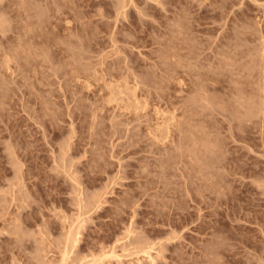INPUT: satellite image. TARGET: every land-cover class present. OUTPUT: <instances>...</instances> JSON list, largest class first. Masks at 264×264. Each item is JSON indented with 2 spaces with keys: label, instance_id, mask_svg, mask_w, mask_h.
<instances>
[{
  "label": "rangeland",
  "instance_id": "374dc122",
  "mask_svg": "<svg viewBox=\"0 0 264 264\" xmlns=\"http://www.w3.org/2000/svg\"><path fill=\"white\" fill-rule=\"evenodd\" d=\"M263 113L264 0H0V264H264Z\"/></svg>",
  "mask_w": 264,
  "mask_h": 264
},
{
  "label": "bare ground",
  "instance_id": "6f19581e",
  "mask_svg": "<svg viewBox=\"0 0 264 264\" xmlns=\"http://www.w3.org/2000/svg\"><path fill=\"white\" fill-rule=\"evenodd\" d=\"M260 95H261V93H260ZM260 99H261V97H260ZM254 103V102H253ZM257 109V108H256ZM264 114V113H263Z\"/></svg>",
  "mask_w": 264,
  "mask_h": 264
}]
</instances>
